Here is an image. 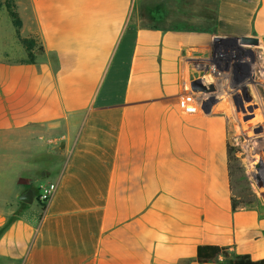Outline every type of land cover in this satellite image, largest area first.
<instances>
[{
    "label": "crops",
    "instance_id": "crops-1",
    "mask_svg": "<svg viewBox=\"0 0 264 264\" xmlns=\"http://www.w3.org/2000/svg\"><path fill=\"white\" fill-rule=\"evenodd\" d=\"M6 2L0 264H201V246L229 254L204 264L263 260L264 215L234 209L232 111L207 103L227 84L220 47L264 80V0H208L212 23L185 0H14L21 36L44 49L34 64ZM189 93L198 113L181 106ZM45 183L58 185L47 206L18 200Z\"/></svg>",
    "mask_w": 264,
    "mask_h": 264
},
{
    "label": "rangeland",
    "instance_id": "rangeland-1",
    "mask_svg": "<svg viewBox=\"0 0 264 264\" xmlns=\"http://www.w3.org/2000/svg\"><path fill=\"white\" fill-rule=\"evenodd\" d=\"M186 1L193 4L191 13H198L208 0ZM242 58L240 52L228 53L225 48H219L214 58L215 73L218 81L227 84L217 83L207 106L219 110L227 106L232 111L228 147L236 206L256 209L264 215V195L255 178L260 175L264 185V80L241 68ZM231 70L236 71L234 78L230 77ZM259 164L258 171L256 165ZM30 189L35 191V188ZM37 197L35 203L38 204Z\"/></svg>",
    "mask_w": 264,
    "mask_h": 264
},
{
    "label": "trees",
    "instance_id": "trees-1",
    "mask_svg": "<svg viewBox=\"0 0 264 264\" xmlns=\"http://www.w3.org/2000/svg\"><path fill=\"white\" fill-rule=\"evenodd\" d=\"M5 6L13 22V25L16 29L18 40L27 52V59L25 60V62L28 64H34L36 63V61L42 60V58L45 56V53L42 45L39 44L38 40L35 38H23L20 34L22 29V21L16 10V5L14 4V0H7ZM192 7L193 4L185 0V3L183 4V8L182 9L180 7L179 8L183 10L186 15H191ZM203 9H202L203 12L201 11V14H203V16L206 15L207 19L210 20V22L212 23L215 20L214 19L215 17L213 16L214 15L213 10L209 9L208 7H203ZM178 25L187 29L189 28L191 23L189 21H185V23H181ZM52 61L54 62V64L58 65L59 59L57 56L54 55L52 56ZM34 192L35 193L38 192V188L35 189ZM234 209H236L235 203H234ZM14 219L15 218H12L9 223H11ZM220 256H224L225 258H228L229 257L228 250L226 248H221L217 246H201L198 248L197 261L201 264L216 262ZM228 264H264V259L260 261H253L249 255H242L228 261Z\"/></svg>",
    "mask_w": 264,
    "mask_h": 264
},
{
    "label": "built area",
    "instance_id": "built-area-1",
    "mask_svg": "<svg viewBox=\"0 0 264 264\" xmlns=\"http://www.w3.org/2000/svg\"><path fill=\"white\" fill-rule=\"evenodd\" d=\"M181 106L185 109L186 113H198L200 106L193 93L186 94L181 102ZM48 143L55 144V140H49ZM58 191V185L56 183H45L38 186V198L39 202L44 206H47L54 198Z\"/></svg>",
    "mask_w": 264,
    "mask_h": 264
},
{
    "label": "water",
    "instance_id": "water-1",
    "mask_svg": "<svg viewBox=\"0 0 264 264\" xmlns=\"http://www.w3.org/2000/svg\"><path fill=\"white\" fill-rule=\"evenodd\" d=\"M245 42H251L250 40H246ZM213 92V91H212ZM208 93L210 94V97L213 96L214 93ZM206 94V93H205ZM204 94V95H205ZM199 102L200 104L202 105V108L204 109L205 106H204V101L202 98L199 99ZM261 168V165H256V169L259 171ZM255 178L257 180V185L259 187V189L261 190V192L263 193L264 195V185H263V182H262V178L260 177V175H255ZM18 200L24 204H27V205H31L33 204L34 202V192L33 190H28L27 192H25L24 194H22Z\"/></svg>",
    "mask_w": 264,
    "mask_h": 264
}]
</instances>
